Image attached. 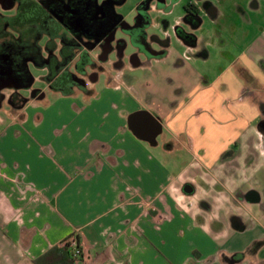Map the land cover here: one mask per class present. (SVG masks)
<instances>
[{"label": "crops", "instance_id": "0c3cea01", "mask_svg": "<svg viewBox=\"0 0 264 264\" xmlns=\"http://www.w3.org/2000/svg\"><path fill=\"white\" fill-rule=\"evenodd\" d=\"M195 7L214 56L178 35L40 115L1 91L0 264L72 233L87 264H264V0Z\"/></svg>", "mask_w": 264, "mask_h": 264}, {"label": "rangeland", "instance_id": "374dc122", "mask_svg": "<svg viewBox=\"0 0 264 264\" xmlns=\"http://www.w3.org/2000/svg\"><path fill=\"white\" fill-rule=\"evenodd\" d=\"M142 1L143 0H123L114 6V11L122 16V25H119L116 28L114 40L110 43V45L112 46V51H110L106 55V60H99L98 57L101 53V50L98 48V46L97 48L89 52V56L94 58V64H92L90 67H86L87 73L90 74L92 71H95L97 75V80H95L94 82H91V78L89 76L85 75L84 77L87 87L91 88L89 90V93L93 90L99 92L101 89H103V87L109 81L110 75L115 73L116 69L120 71V75L122 77L127 75L144 76V74L147 73L148 69V64H146V62L148 61L147 56L151 53H165L166 51L169 53H190L191 51L197 50L200 54L209 52V54L214 56L216 54V51L219 49L217 47V44L219 43L215 45L212 44V35L214 31L211 23H209L208 21V17L204 18L201 27L196 30L197 25H194L195 20L197 19L196 16L200 18L201 15L198 13L196 15H193L192 10L186 12L184 6H186L188 3H193L197 6L200 5L205 9L210 4V2H213L217 5H223L225 2H227V0H177L175 2L174 0H165L163 9L155 8L157 2L153 0L152 2H154V7L151 8L150 4L151 9L148 10L150 22L143 29L145 35L141 45L137 44V39H133V34L128 29L134 27L135 17L138 12V6ZM15 12L16 11L14 10V8L0 7V13L4 15L12 16L15 14ZM178 29L186 35H192L194 37L199 36L203 41V44H199L196 50L193 49L191 51H188L187 47L184 46V43L178 37ZM53 40H55L56 42L55 50L53 49L49 53H47V51L45 50L46 47H44L43 45L41 47V52L43 53L44 60H47V58H49L53 53H57V50L61 49V46L64 45L59 40ZM96 44V42L92 41L90 44L81 42L80 46L78 45L77 47L68 46V49L72 50L74 52V55L76 56L67 67V70H71L76 75H78V72L74 69L73 65L76 64L77 60L80 61V56L77 54L79 52V49L84 47L85 50H89L91 46H94ZM119 50L121 54L118 53ZM86 54L87 52L83 56L85 57ZM64 58L65 59H63V61L67 59L65 56ZM135 58L141 59V62H144L145 64L134 66L133 60ZM118 59H121V67H116L113 64ZM27 65L32 77V82L29 86H27L26 89L20 90L19 93L24 99V104L29 100H33L34 98H36L37 108L35 115H40L42 113V108H46L49 104L55 102L57 98L61 97L62 95L59 91L49 88L47 82L49 69L47 66L36 65V63L31 60L27 62ZM35 90H40L41 93L38 95L31 94V92ZM73 90L74 94H72V97L81 99L82 96L79 89L74 88ZM4 92L5 94H7V92L9 93V89L5 90ZM5 102L6 103L3 104L4 108L7 109L13 106V103L11 104L8 101Z\"/></svg>", "mask_w": 264, "mask_h": 264}, {"label": "flooded vegetation", "instance_id": "af4514ba", "mask_svg": "<svg viewBox=\"0 0 264 264\" xmlns=\"http://www.w3.org/2000/svg\"><path fill=\"white\" fill-rule=\"evenodd\" d=\"M27 0H0L1 8H14L18 10L20 5ZM42 2L43 0H35ZM51 7L52 18L64 29L69 30L72 28L75 32L80 31L77 35L62 36L59 39H73L77 45L82 43L90 44L92 41L97 44L91 46L89 50H85L84 47L79 49L77 53L80 56V61L77 60L74 64V69L78 72L76 75L71 70H67V67L74 60L75 56L72 50L68 49L67 45L61 46V49L57 50V53H53L42 66H47L49 69L47 82L49 88L60 91L68 92L73 88L87 89L85 75L91 78V82L97 80L95 71L90 74L87 73L86 67H90L94 64V58L89 56V52L98 48L101 50L99 60H106V52L111 49L112 46L108 43L111 31L114 27L122 25V22L116 21L114 6L120 3L118 0H48ZM51 1V3H50ZM153 0H143L138 6V12L135 17V25L128 30L133 34V39H137V44H141L144 38V28L148 25L150 18L148 15V8ZM158 4L164 5V0H155ZM9 16L0 13V36L7 30ZM109 29H105L106 26ZM65 29V30H66ZM191 40L190 38H188ZM1 40V39H0ZM114 40V39H113ZM61 41V42H62ZM194 41V39H193ZM191 41V42H193ZM142 45V44H141ZM90 46V45H89ZM67 47V48H66ZM71 47V46H70ZM66 49V50H65ZM120 49V48H119ZM86 54V58L83 56ZM71 54V57L63 61L64 56ZM121 54L120 50L118 51ZM63 61V62H61ZM28 60H21L15 55H11V51L0 54V99L5 96L1 91L8 90V102L13 106L20 107L23 103V98L19 91L26 89L32 81V77L29 74ZM114 66L121 67V59L116 60ZM100 68V65H99ZM40 90L32 91L31 94L38 95Z\"/></svg>", "mask_w": 264, "mask_h": 264}, {"label": "trees", "instance_id": "16d2710c", "mask_svg": "<svg viewBox=\"0 0 264 264\" xmlns=\"http://www.w3.org/2000/svg\"><path fill=\"white\" fill-rule=\"evenodd\" d=\"M119 2L123 0H118ZM48 0L37 2L35 0H27L23 2L14 15L9 16L7 30L0 36V54L11 51V55L17 56L21 60L34 61L36 65L42 66L45 62L42 45L46 47L47 53L55 50V40L67 35H77L80 31L75 32L72 28L66 30L60 26L51 15L52 4L49 5ZM51 3V1H50ZM185 11L192 10L193 15L197 14L196 7L192 3L184 6ZM116 21L122 22V16L116 12ZM195 24L199 22L196 16ZM105 29H109L107 25ZM178 35L188 42L193 41L194 36L186 35L179 29ZM190 38L191 40H189ZM61 43L67 46H76L77 43L73 39H63ZM42 41V42H41ZM71 54L66 55L70 58ZM30 74V72H29ZM34 264H73L70 258L69 250L66 246L58 245L51 247L44 254L34 259Z\"/></svg>", "mask_w": 264, "mask_h": 264}, {"label": "built area", "instance_id": "2783aa9c", "mask_svg": "<svg viewBox=\"0 0 264 264\" xmlns=\"http://www.w3.org/2000/svg\"><path fill=\"white\" fill-rule=\"evenodd\" d=\"M61 245L68 248L73 264H87L75 233L70 234L62 240Z\"/></svg>", "mask_w": 264, "mask_h": 264}, {"label": "water", "instance_id": "95a60500", "mask_svg": "<svg viewBox=\"0 0 264 264\" xmlns=\"http://www.w3.org/2000/svg\"><path fill=\"white\" fill-rule=\"evenodd\" d=\"M115 31H116V27H114L111 31V34H110V37L108 39V43H111V41H113L114 39V34H115ZM111 49H109L107 52H106V55L110 52ZM32 82V81H31ZM31 84V83H30ZM29 84V85H30ZM42 96V95H41Z\"/></svg>", "mask_w": 264, "mask_h": 264}]
</instances>
